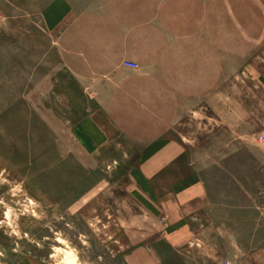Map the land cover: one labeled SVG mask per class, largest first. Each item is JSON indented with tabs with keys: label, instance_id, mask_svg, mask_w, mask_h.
<instances>
[{
	"label": "rangeland",
	"instance_id": "374dc122",
	"mask_svg": "<svg viewBox=\"0 0 264 264\" xmlns=\"http://www.w3.org/2000/svg\"><path fill=\"white\" fill-rule=\"evenodd\" d=\"M211 1L212 92L204 73L201 87L164 74L182 103L159 107L183 152L148 193L133 172L153 161L137 151L150 138L114 130L91 146L101 106L46 24L55 0H0V264H264V0ZM103 107L104 120L127 108ZM195 177L204 191L180 202Z\"/></svg>",
	"mask_w": 264,
	"mask_h": 264
},
{
	"label": "crops",
	"instance_id": "0c3cea01",
	"mask_svg": "<svg viewBox=\"0 0 264 264\" xmlns=\"http://www.w3.org/2000/svg\"><path fill=\"white\" fill-rule=\"evenodd\" d=\"M195 8H205L202 17L197 16ZM211 10V0H55L45 14L49 28H61L59 41L65 42L67 64L77 63L72 70L77 72L81 87L101 106L86 119L98 138L91 141V146L108 138L114 130L124 131L125 136L150 138L137 151L153 161L148 166L140 163L133 172L136 182L148 193L150 179L169 168L170 162L183 152L182 146L170 139L169 117L159 107L182 103L171 96L169 77L164 74L193 73L201 87L204 73L208 84L205 89L211 95L212 74L216 77L217 73ZM165 38L168 44L163 43ZM176 48L190 51L186 55L188 64L162 62L169 56L168 50ZM125 63L134 64L137 69L124 66ZM216 87L215 78V95ZM116 104L127 106V112H112L104 120L103 106ZM111 119L117 124L114 127ZM200 184L198 178H193L177 193L179 201L199 197L204 191ZM191 187H195V196H180L188 195Z\"/></svg>",
	"mask_w": 264,
	"mask_h": 264
},
{
	"label": "built area",
	"instance_id": "2783aa9c",
	"mask_svg": "<svg viewBox=\"0 0 264 264\" xmlns=\"http://www.w3.org/2000/svg\"><path fill=\"white\" fill-rule=\"evenodd\" d=\"M125 65H126L127 67H130V68H137L136 65L131 64V63H125Z\"/></svg>",
	"mask_w": 264,
	"mask_h": 264
}]
</instances>
